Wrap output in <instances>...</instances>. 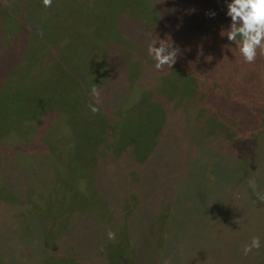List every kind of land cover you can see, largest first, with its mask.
I'll return each instance as SVG.
<instances>
[{"label":"rangeland","instance_id":"rangeland-1","mask_svg":"<svg viewBox=\"0 0 264 264\" xmlns=\"http://www.w3.org/2000/svg\"><path fill=\"white\" fill-rule=\"evenodd\" d=\"M229 2L53 0L50 7H45L43 0H0V78L7 76L15 80L0 91V106L8 109V113L0 109V127L7 126L3 132L4 128H0V137L9 135L7 150L15 155L12 132L20 137L35 134L27 138L34 146L29 149L26 160L41 153L60 162L56 166L58 179L52 178L44 156L40 157L41 165L38 164L42 174L32 173V163L24 169H13L7 161L3 166L0 164V264L136 263L134 255L148 238L142 225L138 224L143 222L142 219L137 217L138 211L144 209L142 201L145 198L140 199L142 193L138 186L142 175L132 168L138 165L132 163L129 169L119 168L112 162L113 158H105L103 164L93 166L97 148L104 143L96 141L99 135L95 134L100 133L99 126L108 130L110 122L104 115L109 108L114 113L122 100L132 106L126 113L116 112L121 131L114 153H111L115 157H120L126 150L125 144L132 148L136 145L135 153L140 162L143 159L147 162L152 154L168 146V142H173L179 150H187L188 139L200 142L199 147L221 144L228 147L231 140L235 146H240L222 126L223 120L235 133L238 127L242 133L247 127H255L253 132L244 135L245 139L242 138L248 152L245 161L247 167L255 168L259 173L263 169L264 174V54L258 49L255 61L246 63L239 52V34L234 40L228 39L227 32L231 31V20L226 15ZM210 12H215V16H209ZM149 32L153 33L151 42L155 37L170 39L180 48L176 62L166 69L157 70L153 59H137L138 69L154 68L150 77L156 79L155 94L150 87H141L144 81L148 83L147 75L131 68L132 53L126 57V51H135L132 43L144 44L143 36ZM47 44L55 54L49 61L43 50L45 47L40 49ZM108 53V59L103 61L101 54ZM30 56L42 66L33 74ZM219 63L226 69L211 71L209 67ZM103 65L108 71L92 76L91 70L97 72ZM130 68L131 79H128L126 71ZM137 77L140 86L136 91L133 85L137 83ZM93 84L99 91L98 97L90 93ZM166 94L171 95L172 103L166 100ZM58 99L61 103L56 101ZM38 103L45 111L51 106L65 105L69 117L64 116L65 113L59 116L57 112L58 115L43 114L44 119L42 115L34 116L42 110ZM73 104L78 111L72 118ZM216 104L222 108L229 106L231 111L224 108L225 112H219L222 119H218ZM89 105L98 111L93 113ZM208 105L215 108L205 111ZM156 106H160L161 114L154 112L155 117H152L145 112L146 107ZM15 107L21 113L19 121L11 118V110ZM197 109L204 111L199 119L203 121L202 126L206 121V126L200 130L193 128L190 135ZM54 110L58 111L59 107ZM168 124L170 126L163 135L161 132ZM41 127H45L42 128L45 131L51 130L44 134ZM53 131L59 136L62 150L57 151L49 143L42 144L39 139ZM234 137L241 136L236 133ZM131 138L135 143H131ZM68 159L71 168L68 163L66 166ZM76 163L80 169L73 166ZM170 165L167 161L162 167L169 168ZM188 168L191 171L196 167ZM70 170L78 175L71 174ZM144 176L148 181L143 178L142 189L145 186L146 191L150 185L162 191L160 182H150L154 179L150 171ZM49 180L52 181L50 185ZM93 180L96 184L92 186ZM78 183L81 187L76 190L74 185ZM129 189L133 191L131 194H128ZM243 189L249 193L248 188ZM262 189L264 184L257 176L254 193L261 196ZM111 192L117 197L111 199ZM98 194L106 198L98 197L100 201H97L95 196ZM238 204L240 201L235 202ZM242 205L241 213L245 214L239 222L243 226L227 242L228 250L234 246L236 249L227 253L212 243L202 246L199 254L194 251L201 261L206 264L211 261L264 264V200L248 198ZM187 220L184 230L188 231L192 222L189 217ZM160 222L164 226L165 221ZM152 224L150 221L149 226L154 230ZM194 225L190 230L192 234L197 228ZM109 230L116 234L115 239H108ZM195 232L193 239L198 242L201 230ZM254 236L260 238L261 248L244 255L243 242ZM166 239L170 241L169 235Z\"/></svg>","mask_w":264,"mask_h":264},{"label":"trees","instance_id":"trees-1","mask_svg":"<svg viewBox=\"0 0 264 264\" xmlns=\"http://www.w3.org/2000/svg\"><path fill=\"white\" fill-rule=\"evenodd\" d=\"M5 24H7V22ZM162 25L164 26V23H162ZM143 37H144L143 38L144 44L140 42L137 44L132 43V47L134 46L135 51L132 52L126 51V57L130 53H132L130 54V56L133 58L131 68L138 69L136 66L139 63L137 61L139 57L154 60V58L150 56L148 53V46L151 43L150 39L153 37V33L149 32L146 37L145 36ZM43 46L45 47L44 49ZM129 47H127V50H129ZM40 49H43L44 51L47 52L46 54L49 57L47 61L52 59V56L55 55L53 51L50 48H48V44L40 46ZM143 49L146 50L143 51ZM108 57H109V53L105 54L104 56L103 54H101V58L103 59V61L107 60ZM29 59L32 62L31 63L29 61L30 62L29 64L33 66V71H31L32 74L38 72L39 71L38 68H41L42 66L40 67L38 61L33 57L30 56ZM136 61L138 63H136ZM102 67L103 68L101 70H98L97 72L91 70L92 76H94V73L96 74V76H98L100 73L108 71V68L106 66L103 65ZM131 68L128 69V71H126L128 79H131L130 76L131 74L130 71L132 70ZM166 68L169 67H164L163 69ZM209 68H211V71L212 70L214 71L216 69L219 70L220 68L226 69V66H224V64L219 63V65H212ZM137 72H143L145 75H147V78L145 80L148 83L144 81L141 87H143V89H148L150 87L149 90L154 91L153 94H155L154 88L156 85V81H155L156 79L150 77V75L154 73V68L151 67L145 69L139 68ZM35 75L37 74H34V76ZM152 78L154 79V81L152 80ZM11 81L15 82V80H12L11 77L6 76L0 78V91L2 87H4L7 83H10ZM136 81L137 83L133 86L136 87V91H137L140 86V78L137 77ZM1 95L2 92H0V98ZM5 100L7 101V99ZM69 100L75 103L73 99L70 98ZM164 100L165 99H163V101ZM166 100L172 103L171 95L166 94ZM56 101H58V103H61L59 99ZM76 103H78V99ZM38 105L42 110H40V113L38 114L34 113V116L42 115V119H44L43 114L58 115L55 113L57 112L60 113L59 116H61V113H65L64 116L68 115L69 117V113L68 110L65 108V105L61 107L51 106L47 109L45 108L46 111L43 108H41L39 103ZM72 106L74 109L71 110L70 113H71V117L73 118L74 117L72 116L73 113L74 112L76 113L78 109H76L74 104ZM131 106L132 105H130L127 100H122L120 106L118 104L117 107L115 108L114 113L111 112L113 110H110V108L106 111L107 114L104 115V118L110 122V125L108 126L109 128L107 131L104 130V128H101V126H99L100 133L95 134V135H99L98 138H95V140L103 141L104 143H102L97 148V153L94 159L95 163H93V166L103 164L105 162V158L108 159L113 158L114 161L112 162H114L115 165H117L119 168L123 167L125 169H129L132 167L131 166L132 163L138 165L132 168H136L135 170L140 172L142 175V179L140 181L141 184L138 185L140 188L139 192L142 193V198L140 199H143V197L145 198L147 197L148 200L147 198L146 199L144 198V200L142 201L143 203L142 205L144 209L138 211L139 213L137 217L138 218L140 217L142 219L143 222H138V224L142 225L141 229L145 231L144 234H146L148 238L144 239L146 244L142 247L140 251H138L135 254L136 256L134 255L136 263L133 264H206L205 261H201L199 259L198 255L194 251H196L199 254L203 248L202 246L205 247L211 243L215 244L217 248L219 247L220 250L225 251L227 253L234 251L236 249L235 246L233 249L228 250L227 242L233 235H235L238 228H242L241 226H243V224L239 222L240 220L244 219V214H245V213H241V210L243 209V205H242L243 201H245L248 198L259 202H262L264 200V189H262V194L260 196L258 193L255 194L254 189L249 187L248 185V180L252 179L256 181L257 176H259L261 184H264V178L262 177V175L264 176L263 169L260 170L261 173H259L256 172L255 168L247 167L248 164H246L245 156L247 155L248 152L243 147V145L245 144V141L243 140L245 139L244 135L253 132L255 127H251V128L247 127L246 130L243 129L245 133L244 132L242 133V130L240 131V127H238V131L236 133L237 134L239 133V135L241 136L238 138V137H234L236 133L222 120L221 122L224 124V125L222 124V126L226 127V130L230 133L231 136L230 138L232 139L236 138L240 146H235V143L231 140L229 143L232 146L229 145L228 147H226L223 144L219 146H214L211 144L212 146L205 145V147L204 146L199 147L198 145L200 142H196L194 140L188 139L187 150L184 149L179 150L178 147L174 146L173 142H168L169 143L168 146L161 149L158 153L152 154V157L147 162L146 160L144 161L143 158H142L143 160L140 162L135 153L136 145L135 148H132L124 143L125 144L124 147L126 150L123 149L124 152L120 153L121 155L120 157H115L114 155L111 154L114 153L113 150L115 147V143L117 142L116 140L118 139L117 136L118 133L121 131V128L119 127V121H117L118 115H116V112L126 113V111H128L129 108H131ZM57 107H59L58 110L59 112L54 110ZM216 107L218 110V115L216 117L218 119H222V116L219 115L221 112H225L226 109L231 111L230 110L231 107L229 106L228 107L223 106L224 108H226L224 109L222 108V105L216 104ZM207 108L208 111H210L215 107L213 105H208L205 111H207ZM0 109H2L3 112H5L4 110H6L5 113H8L7 108H3L2 106H0ZM145 112L149 115L152 114V117H155L154 112L161 114V109L160 106L146 107ZM203 112L204 111L202 109L200 111H198L197 109L196 113L193 114L196 116V118L195 117L192 118V120H194V123L190 125L191 127L190 135H192L193 128L195 130H200L205 128L206 121L203 123L202 126L203 121L202 119L201 120L199 119V116ZM12 113L13 115H11V118L14 121H19V117L21 116V113L19 112L18 107L12 109L11 114ZM79 114L80 113H78L77 115ZM1 126L2 127L0 128H4L1 131L3 132L7 128V126L6 125H1ZM169 126H170L169 124L168 126L165 125L163 131L161 132L163 133V135L167 132ZM42 128L45 127L40 128V130L44 131V134L50 132L51 130L49 129L48 131H45V129ZM65 128L67 129V131H69L68 127L65 126ZM65 128H63L64 131ZM116 130H118V132H116ZM12 133H13L12 139L14 140V145H15L14 147L16 148L17 152L13 153L15 155H12L11 151L7 150L8 149L7 144L10 141V137L8 134L5 135L4 137H0V164L3 166L7 161L11 166L13 165V169L14 168L24 169V168H28L27 165H31L32 163L31 165L32 173L42 174V172H40V166L38 164L40 162L41 165L42 161L40 157L41 156L43 157L44 155H40L41 153L36 155L34 154L33 156H31L30 160L29 159L26 160L29 149L32 146H34L32 143L30 144L28 143L27 138L29 137L32 138V135L35 136V134L30 133L26 137L24 136L20 137L19 135H17L16 132H12ZM19 133H21V131H19ZM207 134L211 135V133L208 131ZM163 135L160 136V140ZM105 138L107 139V141ZM39 139L42 141L41 142L42 144L45 143V145H48L49 143L53 145L57 149V151L62 150V148H64L61 147L63 145L60 142L58 134L54 133V131L48 136L43 135L42 137H39ZM132 142L135 143V140L133 138H131V143ZM202 142L204 143V141ZM42 144L38 146L40 150L43 147ZM43 158L45 159L44 162L47 163L48 166L50 167L51 170L50 173L52 178H54L55 176L56 179H58L59 173H58V168H56V166L60 162L48 156L47 157L44 156ZM69 161L70 160L68 159V161L66 162V166L70 165L71 168L72 163L71 161L69 163ZM167 161H169V165L171 164L170 167L169 168L162 167V164H166ZM73 166H78V164L76 163V165ZM188 167H196V168L190 171ZM76 168L80 169L79 166ZM147 171L148 172L150 171L154 178L152 181L150 180L149 181L160 182L162 184L161 185L162 187L160 186V188H162V191H160L159 187L157 189V187H153L150 185H148L146 191H145V186H143L144 190L142 189L141 186L142 181L144 182L145 180L148 181L144 176V174ZM70 173L74 174L75 172H72L70 170ZM75 174H77V172ZM79 176L83 177L82 174H79ZM100 176L101 173H99V177ZM41 178H43V175ZM51 182L52 181L49 180L47 183H49L50 185ZM95 184H96V180L95 181L93 180L91 185L93 186ZM75 186L77 190L78 186L80 185L78 183L74 185V187ZM243 187L248 188L249 193H247L243 189ZM131 192L133 191L129 189L128 194H131ZM80 193H84V192L80 191ZM241 195H244L245 197L243 198V196ZM93 197L94 195L92 194V198ZM98 197L106 198L104 195L98 194L95 196V200H97ZM113 197L114 198L117 197L115 192H111L110 198L113 199ZM99 199L97 201H100ZM236 201H240V204L235 205ZM251 212L255 214V212L253 211ZM187 217H189V219L191 220L189 222H192L190 223V228L188 231L184 230L186 227L185 222L188 221ZM161 220L165 221L164 226L161 224L160 222ZM150 221L153 222L152 226L154 230H152L151 229L152 227L149 226ZM194 224L197 225L196 228L197 230H201L200 232L201 234H199L201 236V239L198 242H196L193 239V236L196 233L195 232L196 229L194 230V234L190 232V230L195 226ZM167 235H169L170 241L166 239ZM250 239L252 238L249 237L246 242H243V247L249 243ZM244 260L246 261L248 259H244ZM209 264H219V263L211 261L209 262Z\"/></svg>","mask_w":264,"mask_h":264},{"label":"clouds","instance_id":"clouds-1","mask_svg":"<svg viewBox=\"0 0 264 264\" xmlns=\"http://www.w3.org/2000/svg\"><path fill=\"white\" fill-rule=\"evenodd\" d=\"M53 0H43L45 7H50ZM226 15L231 20V31L227 32L229 40H234L239 34V52L246 63H252L257 57V50L264 54V0H230L227 4ZM209 16L214 17L215 12H210ZM239 25V26H237ZM148 53L155 60L154 67L162 70L165 66L171 67L180 54L179 46L174 45L170 39H159L155 37L148 46ZM93 96L98 97L99 91L95 84L90 89ZM90 110L95 113L98 109L89 105ZM248 185L255 188V181L248 180ZM116 234L107 232L108 239H115ZM259 237H252L249 244L243 248L244 255L252 252L253 249L261 248Z\"/></svg>","mask_w":264,"mask_h":264}]
</instances>
